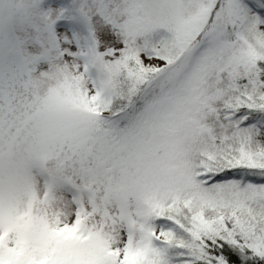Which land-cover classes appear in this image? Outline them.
I'll return each instance as SVG.
<instances>
[{
	"label": "snow or ice",
	"instance_id": "6c2138e0",
	"mask_svg": "<svg viewBox=\"0 0 264 264\" xmlns=\"http://www.w3.org/2000/svg\"><path fill=\"white\" fill-rule=\"evenodd\" d=\"M0 264H264V0L0 20Z\"/></svg>",
	"mask_w": 264,
	"mask_h": 264
},
{
	"label": "clouds",
	"instance_id": "9594fccd",
	"mask_svg": "<svg viewBox=\"0 0 264 264\" xmlns=\"http://www.w3.org/2000/svg\"><path fill=\"white\" fill-rule=\"evenodd\" d=\"M24 8V0H0V20L6 28L13 27L19 21Z\"/></svg>",
	"mask_w": 264,
	"mask_h": 264
}]
</instances>
